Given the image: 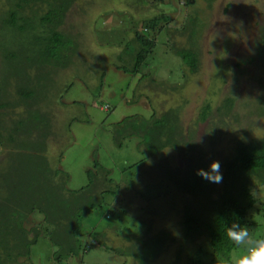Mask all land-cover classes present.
<instances>
[{
  "label": "trees",
  "instance_id": "16d2710c",
  "mask_svg": "<svg viewBox=\"0 0 264 264\" xmlns=\"http://www.w3.org/2000/svg\"><path fill=\"white\" fill-rule=\"evenodd\" d=\"M76 1L0 0V264H39L35 261L44 264L45 257H41L39 251L32 255V247L41 238L52 248L46 260L53 264H79V258L94 246L128 258L127 263L131 259L132 264H157L169 245H175V250L166 264H209L208 260L212 259L216 264L217 258L228 263L235 246L225 235V225L238 222L252 229L259 222L260 230H264V198L262 202L254 198L255 192L264 195V134L248 137V124L234 131V123L240 126L234 113H231L232 126L224 122L228 112L239 105L234 87L222 94L215 109L219 116L217 128L211 129L212 136L206 141V147L213 146L217 136L221 140L228 137L230 142L229 151L219 161L222 182L212 183L197 175L198 169H210L212 155L207 156L210 149L206 147L199 148V154L193 150L183 168H174L176 172L168 173L172 189L182 200L180 229L176 226L179 235H171L170 226L151 233L150 223L144 221L141 237L130 235L133 238L127 246L110 247L104 244L105 230L97 232L82 226L81 221L92 211L101 212L109 219L118 188L112 185L107 170L93 161L91 169L84 172L85 184L68 190L67 174L53 168L46 155L45 143L54 136L51 118L58 114L55 102L50 99L52 84L68 90L76 71L97 63L88 62L78 35L62 29ZM193 3L194 0H183L184 7ZM144 4L145 0H123V6L132 11ZM138 18L137 21H143H132L120 36L123 39L120 50L112 53L109 65L114 70L139 77L130 98L135 104L139 103V98H147L160 90L174 94L185 88L198 70L197 42L203 29L197 30L199 22L192 25L187 13L181 27L165 30L167 41L171 35L170 42L174 45L168 46V52L183 66L180 82L167 84L152 78L155 73L147 62L155 41L154 31L150 30L163 18ZM182 35L185 41L177 46L175 36ZM259 35L252 53L238 60L233 66L235 72H231L237 78L235 83L247 77L257 86V94L247 97L250 105L245 104L246 118L250 122L254 119L264 121V27ZM95 60L102 63L101 59ZM103 62L99 69L108 65L105 60ZM251 66L254 71L248 73L246 68ZM229 68L226 65L223 72L220 66L222 72L217 79L222 84ZM102 77L101 72L98 79L101 81ZM144 82L151 91L140 92L138 85L143 87ZM210 115V105L203 102L196 123H207ZM110 134L116 148L121 147L124 140L135 137L139 140L140 154L150 159L158 158L164 150L188 152L193 145L190 133L183 132L177 109L150 110L147 117L138 114L124 117L113 125ZM161 164V169L164 165L173 168L169 162ZM250 211H257L254 214L259 219L251 227L248 225ZM30 216L38 218L39 222L26 228ZM114 233L112 230L117 237ZM120 238L128 241L126 236Z\"/></svg>",
  "mask_w": 264,
  "mask_h": 264
},
{
  "label": "rangeland",
  "instance_id": "374dc122",
  "mask_svg": "<svg viewBox=\"0 0 264 264\" xmlns=\"http://www.w3.org/2000/svg\"><path fill=\"white\" fill-rule=\"evenodd\" d=\"M187 13L190 14L192 25L197 21L200 23L196 24L199 27L197 30L203 28L197 42L199 63L196 74L179 93L172 94L168 90H160L149 94L148 99L139 98V103L135 104L130 98L139 77L109 66L112 63V53L116 54L120 50L119 45L123 41L120 36L124 35L132 21H143H137L138 17L163 18L150 30L154 31L155 41L151 59L147 62L154 70L155 75L152 78L157 82H180L183 66L178 58L168 52V46L174 45L170 42L171 35L167 41L165 30L181 27ZM263 27L264 0H194V3L187 7H184L183 0H145L143 7L136 11L126 9L123 0H77L72 5L62 29L69 34L78 35L79 44L88 62L92 60L97 63H92L90 68L76 71L75 81L73 80L68 90L63 91L61 85L52 84L50 99L55 102L58 114L51 118L54 123V136L49 143H45L46 155L53 168L67 174L68 190H76L85 184L84 172L91 169L93 161L107 170L112 185L118 188L109 219H105L101 212L92 211L81 221L85 229H94L97 232L105 230L104 244L110 247H124V244L127 246L128 242H131V238L141 237L145 230L144 221L150 223L151 233L170 226L171 229H167L171 235H179L178 220L183 208L182 200L178 198V192L175 194L172 189L168 173L176 172L174 168H183L193 150L199 154V148L205 149L208 137L212 136L211 129L215 131L217 128L219 116L216 115L215 109L226 89H236L233 92L239 105L228 112L224 122L229 126L233 124L231 113H234L240 121V126L234 123V131L238 132V127L245 128L248 124V137H260L264 134L262 119L250 122L246 118L245 104L250 105L247 97L257 94L256 84L247 77L239 78L235 83L237 78L231 73L235 72L233 66L238 60L252 53L254 41L261 37L259 30ZM175 41L177 46L183 45L185 35L175 36ZM95 59H101L102 63ZM104 60L108 65L99 69ZM226 65L230 68L223 76L222 84L217 77L221 76L220 66L224 72ZM253 67H247V72L254 71ZM101 72L103 77L100 81L98 77ZM144 84L146 85L143 87L138 85L140 92L151 91V87L145 82ZM100 85L102 87L98 89ZM131 101L133 103L129 104ZM203 102L210 105L211 117L207 123H196ZM105 105L108 107L106 111L102 109ZM167 109H177L184 134L189 132L191 135V151L164 150L158 158L150 159L140 154L139 140L135 137L126 139L119 148L113 145L110 130L121 119L136 114L147 117L150 110L163 112ZM71 118L75 121L71 122ZM214 141L213 146L206 147L210 149L207 156L212 155L211 160L219 162L229 151L230 142L228 137L221 140L218 136ZM58 156L59 161L56 160ZM164 161L169 162L173 168L164 165L161 169V163ZM254 198L256 202H262L264 195L255 192ZM254 212L257 211L249 212L250 227L259 220ZM38 222V218L30 216L26 228H31ZM257 223L249 230H253L250 231L253 235H263L264 230H260V224ZM112 230L117 237L112 234ZM125 232H128V236ZM119 236H126L128 241ZM93 248L79 258V264H132L131 259L127 263L128 258L105 252L96 246ZM36 250L41 257H45V262L42 263L53 264L46 260L52 250L46 239L41 238L39 243L32 247V255H35ZM174 250L175 245L167 246L157 264H166ZM217 260L216 264H228L219 258ZM35 262L41 264L40 261ZM208 262L213 264L214 259Z\"/></svg>",
  "mask_w": 264,
  "mask_h": 264
},
{
  "label": "clouds",
  "instance_id": "9594fccd",
  "mask_svg": "<svg viewBox=\"0 0 264 264\" xmlns=\"http://www.w3.org/2000/svg\"><path fill=\"white\" fill-rule=\"evenodd\" d=\"M102 109L106 111L108 107L105 105ZM197 175L217 184L223 180L220 163L215 160L211 162L208 171L198 169ZM225 235L236 249L229 256L228 264H264V235H253L247 225L238 222H233L230 226L225 225Z\"/></svg>",
  "mask_w": 264,
  "mask_h": 264
},
{
  "label": "water",
  "instance_id": "95a60500",
  "mask_svg": "<svg viewBox=\"0 0 264 264\" xmlns=\"http://www.w3.org/2000/svg\"><path fill=\"white\" fill-rule=\"evenodd\" d=\"M190 2H192V0H189Z\"/></svg>",
  "mask_w": 264,
  "mask_h": 264
},
{
  "label": "built area",
  "instance_id": "2783aa9c",
  "mask_svg": "<svg viewBox=\"0 0 264 264\" xmlns=\"http://www.w3.org/2000/svg\"><path fill=\"white\" fill-rule=\"evenodd\" d=\"M104 109H106V107Z\"/></svg>",
  "mask_w": 264,
  "mask_h": 264
}]
</instances>
